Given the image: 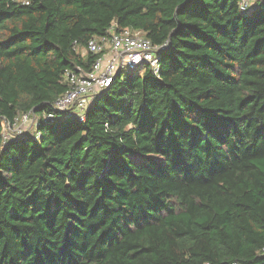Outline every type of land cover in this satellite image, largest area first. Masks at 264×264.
<instances>
[{
  "label": "trees",
  "instance_id": "1",
  "mask_svg": "<svg viewBox=\"0 0 264 264\" xmlns=\"http://www.w3.org/2000/svg\"><path fill=\"white\" fill-rule=\"evenodd\" d=\"M240 1L0 0V264H264V0ZM114 25L158 70L44 119Z\"/></svg>",
  "mask_w": 264,
  "mask_h": 264
},
{
  "label": "built area",
  "instance_id": "2",
  "mask_svg": "<svg viewBox=\"0 0 264 264\" xmlns=\"http://www.w3.org/2000/svg\"><path fill=\"white\" fill-rule=\"evenodd\" d=\"M254 1L241 0V12H248ZM164 47L153 44L140 31L118 30L116 25L112 26L106 37L91 40L88 44L89 51L101 55L93 69L90 72L80 69L77 72L68 71L66 80L70 88L52 104L53 112L45 113L42 117L52 120L56 113L76 109L77 116L84 121L89 101L109 88L120 72L143 66H149L156 72L159 68V53ZM38 120L39 117L33 113L20 116L13 125H6L5 141L35 131Z\"/></svg>",
  "mask_w": 264,
  "mask_h": 264
},
{
  "label": "rangeland",
  "instance_id": "3",
  "mask_svg": "<svg viewBox=\"0 0 264 264\" xmlns=\"http://www.w3.org/2000/svg\"><path fill=\"white\" fill-rule=\"evenodd\" d=\"M256 2H257V0L254 1V3H256ZM92 101H93V100L91 99V100L89 101V103H92ZM28 130H29V129L27 128L26 131H28ZM33 132H34V130H32L30 133H33Z\"/></svg>",
  "mask_w": 264,
  "mask_h": 264
}]
</instances>
